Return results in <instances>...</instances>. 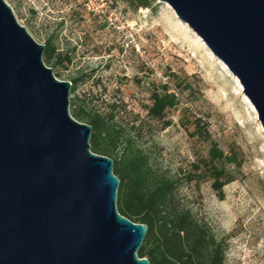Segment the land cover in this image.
Returning a JSON list of instances; mask_svg holds the SVG:
<instances>
[{
	"label": "rangeland",
	"instance_id": "374dc122",
	"mask_svg": "<svg viewBox=\"0 0 264 264\" xmlns=\"http://www.w3.org/2000/svg\"><path fill=\"white\" fill-rule=\"evenodd\" d=\"M5 1L36 42H51L70 58L65 67L48 66L57 79L72 83L89 76L71 92V105L84 94L100 108L117 102L125 128L141 125L138 143L153 166L178 182L181 204L226 242L225 264H264L258 114L239 80L173 9L159 0L149 8L120 0ZM165 88L180 102L165 123L153 121L147 116L152 94ZM196 119L205 127L203 137L196 134ZM211 144L237 159L226 165L236 180L223 188V199L207 174Z\"/></svg>",
	"mask_w": 264,
	"mask_h": 264
},
{
	"label": "water",
	"instance_id": "95a60500",
	"mask_svg": "<svg viewBox=\"0 0 264 264\" xmlns=\"http://www.w3.org/2000/svg\"><path fill=\"white\" fill-rule=\"evenodd\" d=\"M159 1L239 80L264 132V0ZM45 49L0 0V264H150L148 227L119 214L114 161L92 152Z\"/></svg>",
	"mask_w": 264,
	"mask_h": 264
},
{
	"label": "trees",
	"instance_id": "16d2710c",
	"mask_svg": "<svg viewBox=\"0 0 264 264\" xmlns=\"http://www.w3.org/2000/svg\"><path fill=\"white\" fill-rule=\"evenodd\" d=\"M120 1L135 8H149L155 2ZM45 46L43 59L47 67H65L71 61L67 55L57 53L51 42ZM87 77L81 74L74 79L71 92ZM87 97V94L77 97L72 105L70 101L72 117L92 127V152L116 158L112 160L113 173L120 180L118 212L131 222L148 227L139 258L148 259L150 264H225L226 242L219 239L205 221L198 219L189 206L181 204L177 196L178 182L153 166L149 154L138 143L141 125L135 123L130 129L125 128L119 121L125 111L120 104L111 102L100 108L92 106ZM179 102L178 95L168 88L155 91L147 116L165 123L167 111L177 107ZM195 128L196 134L203 137L205 127L201 119H196ZM236 161L234 155L227 156L217 145H210L206 169L220 199L224 198L223 188L236 180L234 173L226 170V165ZM193 175L190 176L192 181Z\"/></svg>",
	"mask_w": 264,
	"mask_h": 264
},
{
	"label": "bare ground",
	"instance_id": "6f19581e",
	"mask_svg": "<svg viewBox=\"0 0 264 264\" xmlns=\"http://www.w3.org/2000/svg\"><path fill=\"white\" fill-rule=\"evenodd\" d=\"M260 130H262V131H263V128L261 127V124H260Z\"/></svg>",
	"mask_w": 264,
	"mask_h": 264
}]
</instances>
